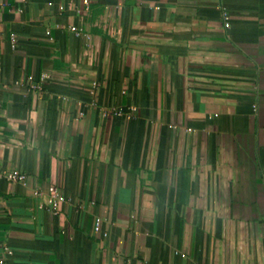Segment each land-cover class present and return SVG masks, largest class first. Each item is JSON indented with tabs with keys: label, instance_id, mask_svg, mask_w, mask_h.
I'll list each match as a JSON object with an SVG mask.
<instances>
[{
	"label": "crops",
	"instance_id": "crops-1",
	"mask_svg": "<svg viewBox=\"0 0 264 264\" xmlns=\"http://www.w3.org/2000/svg\"><path fill=\"white\" fill-rule=\"evenodd\" d=\"M0 264H264V0H0Z\"/></svg>",
	"mask_w": 264,
	"mask_h": 264
},
{
	"label": "built area",
	"instance_id": "built-area-1",
	"mask_svg": "<svg viewBox=\"0 0 264 264\" xmlns=\"http://www.w3.org/2000/svg\"><path fill=\"white\" fill-rule=\"evenodd\" d=\"M225 20H227V17H225ZM228 22L225 23V26L228 27ZM7 179L9 180H12V181H21L23 182L25 177L23 175H20V174H17V173H12V174H9L7 176ZM99 226H100V221H96V225H95V230H98L99 229ZM8 253L10 254L11 252L8 251Z\"/></svg>",
	"mask_w": 264,
	"mask_h": 264
}]
</instances>
